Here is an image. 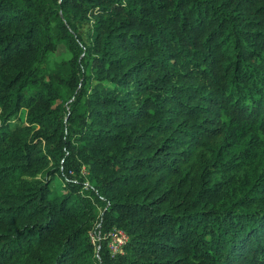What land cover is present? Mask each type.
Instances as JSON below:
<instances>
[{
  "label": "trees",
  "instance_id": "obj_1",
  "mask_svg": "<svg viewBox=\"0 0 264 264\" xmlns=\"http://www.w3.org/2000/svg\"><path fill=\"white\" fill-rule=\"evenodd\" d=\"M46 2L0 0V264H264V0Z\"/></svg>",
  "mask_w": 264,
  "mask_h": 264
},
{
  "label": "rangeland",
  "instance_id": "obj_2",
  "mask_svg": "<svg viewBox=\"0 0 264 264\" xmlns=\"http://www.w3.org/2000/svg\"><path fill=\"white\" fill-rule=\"evenodd\" d=\"M46 4L47 6L51 5L50 0H47ZM70 57L71 54L66 45L56 36H53L49 52L47 53V66L43 73L48 74L54 81L55 91L59 93L60 100L66 99L69 94L68 87L59 82V80L65 78L69 73L68 62ZM58 184L60 185V181Z\"/></svg>",
  "mask_w": 264,
  "mask_h": 264
},
{
  "label": "built area",
  "instance_id": "obj_3",
  "mask_svg": "<svg viewBox=\"0 0 264 264\" xmlns=\"http://www.w3.org/2000/svg\"><path fill=\"white\" fill-rule=\"evenodd\" d=\"M87 187V185H85ZM89 238L94 246L95 256L99 258V242L101 239H106V245L112 255L122 250V246L127 241V235L124 231L113 227L106 234L101 235L100 232V218H97L93 226L88 231Z\"/></svg>",
  "mask_w": 264,
  "mask_h": 264
}]
</instances>
